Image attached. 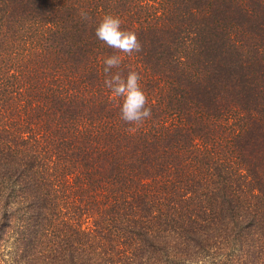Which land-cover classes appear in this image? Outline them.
<instances>
[{
	"label": "trees",
	"instance_id": "obj_1",
	"mask_svg": "<svg viewBox=\"0 0 264 264\" xmlns=\"http://www.w3.org/2000/svg\"><path fill=\"white\" fill-rule=\"evenodd\" d=\"M0 264H264V0H0Z\"/></svg>",
	"mask_w": 264,
	"mask_h": 264
},
{
	"label": "clouds",
	"instance_id": "obj_2",
	"mask_svg": "<svg viewBox=\"0 0 264 264\" xmlns=\"http://www.w3.org/2000/svg\"><path fill=\"white\" fill-rule=\"evenodd\" d=\"M79 14L83 20L90 18L83 10ZM122 25L123 21L118 15L106 13L95 28V36L114 50L113 54L103 60L104 86L114 97L122 99L120 118L132 126L129 130H133L152 117V109L141 83V73L129 69L125 75L121 68L124 56H132L142 51L138 34Z\"/></svg>",
	"mask_w": 264,
	"mask_h": 264
}]
</instances>
